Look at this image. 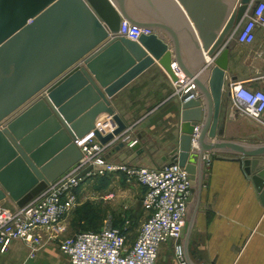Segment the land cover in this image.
Masks as SVG:
<instances>
[{"label":"water","instance_id":"1","mask_svg":"<svg viewBox=\"0 0 264 264\" xmlns=\"http://www.w3.org/2000/svg\"><path fill=\"white\" fill-rule=\"evenodd\" d=\"M164 1L172 20L153 0H0V202L21 207L75 165L82 154L74 140L102 115L109 117L102 124L114 128L104 136L95 131L101 143L113 140L112 152L122 150L124 163L142 154L138 141L122 139L125 124L110 98L156 60L172 80L175 62L195 85L182 96L179 144L168 155L187 171L191 193L199 202L204 153L228 151L242 157L264 205V145L224 140L217 131L227 68L223 48L253 0ZM142 3L154 12L149 19L129 10ZM122 19L153 33L136 41L120 36ZM189 53L214 60L206 80L189 66ZM112 61L117 70H100ZM195 213L183 228L186 241Z\"/></svg>","mask_w":264,"mask_h":264},{"label":"crops","instance_id":"2","mask_svg":"<svg viewBox=\"0 0 264 264\" xmlns=\"http://www.w3.org/2000/svg\"><path fill=\"white\" fill-rule=\"evenodd\" d=\"M153 1L164 17L168 15L171 19L168 11L165 12V1ZM257 4L259 8L264 5V0H253L244 20L224 45L227 68L217 124L222 139L252 146L264 145V113L258 120L237 114L233 109L232 87L241 83L248 89L264 91V24L256 25L252 42L241 43L237 40L239 27L253 15ZM129 10L146 19L154 13L144 3L139 7L130 5ZM161 36L168 40L165 33H161ZM203 55L199 54L195 59L189 53V66L196 75L200 74V79L206 80L214 60ZM118 68L112 61L105 63L100 70L115 71ZM110 102L125 124V135L137 139L140 147L146 149L128 164L138 165L145 155L158 158L162 166L169 162L170 151L179 144L182 99L173 96L172 83L158 61L155 60L124 84L112 95ZM106 119L109 117L102 115L97 123ZM122 153V150L112 152L111 148L106 158L110 162H124L120 158ZM131 154L129 152L128 156ZM206 154L209 158V163H205L203 168L206 184L202 186L199 202L196 192L191 193L187 219L194 209L196 213L189 238L186 241L182 237L188 263L264 264V205L260 193L244 171L242 157L220 150ZM12 206L9 201L0 202V207ZM14 241L5 253L0 252L1 258L17 251L12 246ZM168 245L172 246L170 252L162 254L157 264H177L174 241L163 243L158 252ZM20 259L15 264L28 263L27 257Z\"/></svg>","mask_w":264,"mask_h":264},{"label":"built area","instance_id":"3","mask_svg":"<svg viewBox=\"0 0 264 264\" xmlns=\"http://www.w3.org/2000/svg\"><path fill=\"white\" fill-rule=\"evenodd\" d=\"M264 24V5L257 8L238 29L237 40L250 43L254 40V28ZM153 33L122 19L118 35L138 40L142 35ZM175 80L169 77L173 96L180 97L195 89V85L183 71L171 63ZM193 96H190V98ZM234 111L244 117L258 120L264 113V91L251 90L243 84L232 87ZM109 126V127H108ZM113 127L108 123H97L81 138L74 140L82 156L78 162L62 175L47 183L46 187L19 207H0V252L4 253L10 243L20 240L29 246L28 258L48 242L58 239L66 230V217L76 203L75 187L86 177L104 172H122L133 178L142 187V206L147 215L132 243L125 232L119 229L98 231L80 230L71 236L58 240V249L66 258V264H155L159 247L174 241V256L177 264H189L184 253L182 232L187 221L188 204L191 197L189 175L177 161H169L159 168L130 165L124 162H110L106 155L114 141L101 143L95 131L105 135ZM198 126L191 136V149H196ZM130 138L124 135L122 139ZM132 139L130 145L136 143ZM205 163H209L204 153ZM91 166L86 175L81 173ZM28 264V263H22Z\"/></svg>","mask_w":264,"mask_h":264},{"label":"rangeland","instance_id":"4","mask_svg":"<svg viewBox=\"0 0 264 264\" xmlns=\"http://www.w3.org/2000/svg\"><path fill=\"white\" fill-rule=\"evenodd\" d=\"M138 166L156 169L161 167L162 163L158 158L145 155ZM74 192L76 203L66 217V230L63 235L53 242L46 243L31 259L28 258L29 246L16 240L12 246L17 251L0 257V264H15V261L21 260L22 257H27V262L33 264H66V258L58 249V240L83 229H119L126 233L129 243L134 241L147 215L142 206L143 190L136 180L116 171L93 174L84 178L75 187ZM171 248V245L161 248L155 264L161 255L168 254Z\"/></svg>","mask_w":264,"mask_h":264},{"label":"trees","instance_id":"5","mask_svg":"<svg viewBox=\"0 0 264 264\" xmlns=\"http://www.w3.org/2000/svg\"><path fill=\"white\" fill-rule=\"evenodd\" d=\"M83 230H92V229H83ZM92 231H98V230H92Z\"/></svg>","mask_w":264,"mask_h":264}]
</instances>
